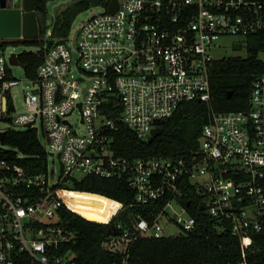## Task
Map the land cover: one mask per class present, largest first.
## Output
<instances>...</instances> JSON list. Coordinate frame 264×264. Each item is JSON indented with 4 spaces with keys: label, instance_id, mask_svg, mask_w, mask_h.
<instances>
[{
    "label": "built area",
    "instance_id": "obj_1",
    "mask_svg": "<svg viewBox=\"0 0 264 264\" xmlns=\"http://www.w3.org/2000/svg\"><path fill=\"white\" fill-rule=\"evenodd\" d=\"M14 1L7 0V6L14 7ZM117 2L114 13L107 5L70 29L61 42L47 50L45 45L32 49H42L44 55L35 78L25 75L31 89L23 96L20 112L12 101L18 80L11 68L25 71L19 54L7 55L9 45L0 39V133L34 130L38 135L39 126L61 166L60 176L52 179L47 165L31 175L0 160V264H74V254L62 251L74 235L61 224V210L99 224L110 222V217L89 220L66 200V193L76 192L64 185L88 176L125 178L137 204H157L150 220L138 213L130 216V227H111L118 234L107 236L102 246L121 253V264H127L139 238L195 230L196 218L182 204H190V190L200 210L220 223L219 232L230 229L239 239V264H245L251 235L264 230V73L252 82L247 110L210 112L190 157L120 158L112 147V132L117 122L147 140L182 103H208L210 68L218 60L211 51L220 48L222 37L235 38L231 46L238 43L241 50L248 37L264 33V3ZM12 56L18 64L11 62ZM74 113L81 132L69 120ZM162 221L177 225L180 232L166 236Z\"/></svg>",
    "mask_w": 264,
    "mask_h": 264
},
{
    "label": "trees",
    "instance_id": "obj_2",
    "mask_svg": "<svg viewBox=\"0 0 264 264\" xmlns=\"http://www.w3.org/2000/svg\"><path fill=\"white\" fill-rule=\"evenodd\" d=\"M67 0H35L34 13L38 34L35 39H6L4 45L21 46L23 50L18 60L28 78H35L44 50L33 48L46 46V50L61 42L70 32L76 16L90 8H106L110 0H82L57 12L51 19L50 28L46 26L48 3ZM264 3V0H251ZM50 35H47V31ZM246 56H232L215 60L210 68V92L208 103L189 101L158 127L159 134L151 141L137 138L131 130L116 122L112 132L113 150L120 158L128 160L157 157L187 158L198 149V138L203 125L208 123L210 112H229L247 110L249 94L255 77L264 73V33L246 39ZM32 48V49H31ZM230 93V98L227 94ZM117 114V113H116ZM116 121L115 115H111ZM0 148V160H6L24 169L28 174L43 172L46 167V153L34 130L10 131L4 134ZM68 190L82 194H93L112 201L110 222L99 224L88 221L73 211L61 210V224L73 233L72 242L64 245L62 251L74 254V264H121L124 257L118 252L106 251L102 244L107 238V229L121 223L122 227L131 225L130 216L141 214L151 219L157 204L142 206L134 201V193L125 178L102 179L88 176L70 180L64 185ZM190 204L182 203L196 218L193 232L175 237L136 240L126 259L127 264H239L243 261L239 239L230 229L220 230V223L205 215L194 193L188 191ZM71 206V205H70ZM84 216L76 206H71ZM252 244L245 254V264H264V230L253 233Z\"/></svg>",
    "mask_w": 264,
    "mask_h": 264
},
{
    "label": "rangeland",
    "instance_id": "obj_3",
    "mask_svg": "<svg viewBox=\"0 0 264 264\" xmlns=\"http://www.w3.org/2000/svg\"><path fill=\"white\" fill-rule=\"evenodd\" d=\"M14 5L16 7H22V0L14 1ZM56 5V3H48L47 5V17H46V26L50 28L51 25V19L53 17V8ZM102 11V7L100 6H91L87 10L79 13L76 18L74 19L71 30H75L79 24H81L83 21L88 19L93 14H98ZM48 36V35H46ZM71 37V35H70ZM71 39V38H70ZM236 41L235 38L230 37H222L219 40L220 48L211 51L212 55L216 59H223L228 58L232 56H239V57H245L246 56V47L243 45L242 49L239 51H234L232 49V42ZM32 49V48H31ZM23 50H28L26 48L19 46H7L6 54H19ZM73 56L76 57V53L72 52ZM260 59L264 60V55H260ZM13 77L18 80V85L16 87H13L11 90L12 95V101L15 106V110L17 112H20L24 110V101L23 96L29 92L31 89V83L29 79L25 76L23 70L20 67H12L11 68ZM78 115L77 113H74L70 118V122L73 124V126L78 130V132H81L83 130V126L79 125L77 122ZM4 127L3 123L0 122V128ZM35 129L38 130V138L41 142L42 146L45 148L47 154H46V165H47V172L49 177H52V179L58 178L61 173V166L59 163V160L57 157L50 153L49 148L46 145V142L43 138V135L41 133V130L39 126H36ZM0 148L6 149L5 146L1 145ZM66 200L71 206H76V208L89 220L92 221H105L107 218L110 217V210L112 206V201L99 196V195H93V194H82L79 195V193L74 192H68L65 194ZM173 212L179 213V209L176 206L172 207ZM162 225L164 227V232L166 236L170 235H176L180 232L179 227L177 225L169 224L164 221H162Z\"/></svg>",
    "mask_w": 264,
    "mask_h": 264
},
{
    "label": "water",
    "instance_id": "obj_4",
    "mask_svg": "<svg viewBox=\"0 0 264 264\" xmlns=\"http://www.w3.org/2000/svg\"><path fill=\"white\" fill-rule=\"evenodd\" d=\"M18 1V0H15ZM35 0H22V7H8L7 0H0V39H35L38 34L37 20L34 13ZM82 0H67L56 3L53 8V16L63 8L71 7ZM118 8L117 0H110L107 11L114 13ZM240 44H234L232 49L234 51L240 50ZM11 62L18 64L17 59L12 56ZM230 98V93L227 94ZM160 132L159 127L152 129L147 141H151ZM4 133H0V143L2 145ZM118 232L114 228L107 229V236L117 235Z\"/></svg>",
    "mask_w": 264,
    "mask_h": 264
}]
</instances>
